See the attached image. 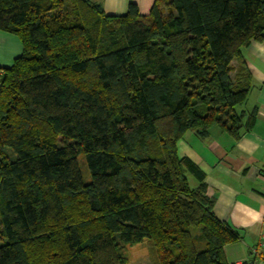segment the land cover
Returning a JSON list of instances; mask_svg holds the SVG:
<instances>
[{
    "label": "trees",
    "instance_id": "1",
    "mask_svg": "<svg viewBox=\"0 0 264 264\" xmlns=\"http://www.w3.org/2000/svg\"><path fill=\"white\" fill-rule=\"evenodd\" d=\"M0 32L22 48L0 68V264H129L143 240L151 264H227L241 237L177 143L254 126L264 0H0Z\"/></svg>",
    "mask_w": 264,
    "mask_h": 264
},
{
    "label": "crops",
    "instance_id": "2",
    "mask_svg": "<svg viewBox=\"0 0 264 264\" xmlns=\"http://www.w3.org/2000/svg\"><path fill=\"white\" fill-rule=\"evenodd\" d=\"M106 15L120 16L129 4L148 14L154 0H87ZM19 39L0 32V68H8L21 55ZM252 87L244 108L256 112L254 126L233 140L216 129L206 138L186 132L177 143L180 156L189 158L204 174L206 196L212 213L240 235L223 247L227 264H243L258 256L264 264V41L251 42L243 51Z\"/></svg>",
    "mask_w": 264,
    "mask_h": 264
},
{
    "label": "rangeland",
    "instance_id": "3",
    "mask_svg": "<svg viewBox=\"0 0 264 264\" xmlns=\"http://www.w3.org/2000/svg\"><path fill=\"white\" fill-rule=\"evenodd\" d=\"M80 163V168L84 174L86 170L84 164L82 163V158H78ZM190 186H193L192 179H189ZM124 255L129 264H151V259L148 254V243L143 240L137 244L126 245L124 250Z\"/></svg>",
    "mask_w": 264,
    "mask_h": 264
}]
</instances>
